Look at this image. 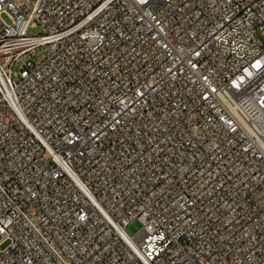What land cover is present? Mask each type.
<instances>
[{
	"label": "built area",
	"instance_id": "1",
	"mask_svg": "<svg viewBox=\"0 0 264 264\" xmlns=\"http://www.w3.org/2000/svg\"><path fill=\"white\" fill-rule=\"evenodd\" d=\"M262 37L264 0H0V264H264Z\"/></svg>",
	"mask_w": 264,
	"mask_h": 264
},
{
	"label": "rangeland",
	"instance_id": "2",
	"mask_svg": "<svg viewBox=\"0 0 264 264\" xmlns=\"http://www.w3.org/2000/svg\"><path fill=\"white\" fill-rule=\"evenodd\" d=\"M3 18L6 22L8 23L10 22V19L8 18L7 15H4ZM30 33L32 35H40L42 33V29L41 27H37L36 29H31ZM262 40L264 41V37H262ZM47 52H48L47 47L38 50L35 55V63L40 64L45 59ZM17 70H18V66L15 67V71ZM141 229H142L141 223L136 220L127 226L126 231L130 236H135Z\"/></svg>",
	"mask_w": 264,
	"mask_h": 264
}]
</instances>
